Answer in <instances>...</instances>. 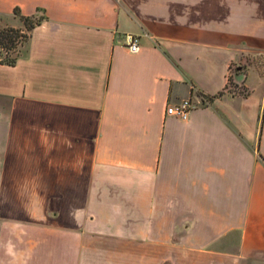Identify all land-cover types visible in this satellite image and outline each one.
Masks as SVG:
<instances>
[{"label": "crops", "instance_id": "obj_1", "mask_svg": "<svg viewBox=\"0 0 264 264\" xmlns=\"http://www.w3.org/2000/svg\"><path fill=\"white\" fill-rule=\"evenodd\" d=\"M15 8L41 19L0 62V264H264V0Z\"/></svg>", "mask_w": 264, "mask_h": 264}, {"label": "rangeland", "instance_id": "obj_2", "mask_svg": "<svg viewBox=\"0 0 264 264\" xmlns=\"http://www.w3.org/2000/svg\"><path fill=\"white\" fill-rule=\"evenodd\" d=\"M20 18L21 22H23V20L21 19V17L17 14V13H13V14H0V28L2 27H8V26H13L14 24H17V19ZM24 24V22H23ZM18 27V26H16ZM24 31H26V34L28 33L26 28H24ZM28 36H16L15 39V43L14 46L10 47V48H6L4 46H0V56H4L5 53H9L10 55H19L22 51H23V47L25 46V43L27 41ZM263 57V55H261ZM258 56L257 58L254 57H250L249 60V65L253 66L255 68L258 69V72L260 74H262L263 70H262V66H263V60L262 57ZM249 66V67H250ZM248 68L245 70L247 71ZM246 89H248L246 87ZM98 243L96 242L95 245L92 244V249L94 250V252L92 251V253H96V249L98 248ZM129 246L128 245H123V244H106V254H105V258L102 260H96L95 261H90L89 264H131L130 260H129ZM176 251V250H175ZM176 253V252H174ZM237 263V262H236ZM145 264V263H144ZM154 264H195L192 261H187L185 263L182 262H178L177 260H168V261H164V262H160V263H154ZM198 264V262H197ZM203 264H210V263H203ZM214 264V263H213ZM216 264H227L225 262H217ZM241 264H250V263H241Z\"/></svg>", "mask_w": 264, "mask_h": 264}, {"label": "built area", "instance_id": "obj_3", "mask_svg": "<svg viewBox=\"0 0 264 264\" xmlns=\"http://www.w3.org/2000/svg\"><path fill=\"white\" fill-rule=\"evenodd\" d=\"M129 41L127 42L128 47L131 51H137L139 49L138 36L129 35ZM234 89L238 90L240 93H247L246 87L241 83H236L233 86ZM211 100V95L199 92L198 98L195 99L191 96H186L179 99L176 102L169 103L166 106V113L175 115L179 118L186 119L189 116L190 110L196 106V104L209 103Z\"/></svg>", "mask_w": 264, "mask_h": 264}, {"label": "trees", "instance_id": "obj_4", "mask_svg": "<svg viewBox=\"0 0 264 264\" xmlns=\"http://www.w3.org/2000/svg\"><path fill=\"white\" fill-rule=\"evenodd\" d=\"M15 13L18 14L17 9L14 10ZM21 19L24 22L25 27H16V26H8L0 28V46H4L6 48H10L14 46L16 36H28L24 28H26L27 32L40 21L41 16H28V15H21ZM18 55H10L9 53H5L4 56H0L1 63H9L14 64L16 62Z\"/></svg>", "mask_w": 264, "mask_h": 264}]
</instances>
